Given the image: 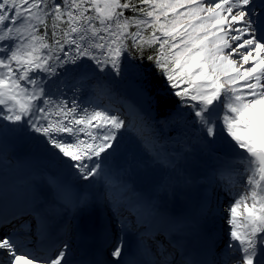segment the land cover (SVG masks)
<instances>
[{
	"label": "snow or ice",
	"instance_id": "6c2138e0",
	"mask_svg": "<svg viewBox=\"0 0 264 264\" xmlns=\"http://www.w3.org/2000/svg\"><path fill=\"white\" fill-rule=\"evenodd\" d=\"M0 264H264V0H0Z\"/></svg>",
	"mask_w": 264,
	"mask_h": 264
},
{
	"label": "rangeland",
	"instance_id": "374dc122",
	"mask_svg": "<svg viewBox=\"0 0 264 264\" xmlns=\"http://www.w3.org/2000/svg\"><path fill=\"white\" fill-rule=\"evenodd\" d=\"M124 85L125 82L121 83L120 85H118V89L121 92V94L124 95ZM131 119V118H130ZM145 143H147V138ZM125 144L133 151L136 152V156L137 158H142L144 156V151H143V147L135 140L134 137L129 136L125 138ZM204 170V172L206 171V168L204 165H199L197 169H193L192 173L193 174H204L201 173ZM134 175V173L132 174ZM131 175V176H132ZM138 179H135L133 182L135 183L136 187H138L139 185H142L144 183V181L141 180L140 176L137 177ZM201 184H198V186H200ZM205 185V184H204ZM216 196H217V201L220 204V202L223 200V198L226 196L224 193H222L221 191H219L218 189H216L215 191ZM175 197H169L165 194H161V199L165 202V203H169L171 202Z\"/></svg>",
	"mask_w": 264,
	"mask_h": 264
},
{
	"label": "bare ground",
	"instance_id": "6f19581e",
	"mask_svg": "<svg viewBox=\"0 0 264 264\" xmlns=\"http://www.w3.org/2000/svg\"><path fill=\"white\" fill-rule=\"evenodd\" d=\"M206 173V171L204 172V174ZM13 174L12 173H10L9 174V178H11V176H12ZM198 189H200V191L201 192H203V190H204V187L202 186V185H200L199 187H198ZM193 191L194 190H191V191H189V192H186V194H184V200H183V206L185 207V209H181L183 212H185L187 209L186 208H188V206H189V202L192 200V198H193V196H194V193H193ZM224 193V192H223ZM225 194V193H224ZM226 195V194H225ZM228 200H229V198L227 197V196H225L224 198H223V200L221 201V204H227L228 203ZM213 207V206H212ZM177 211H179V214L180 213H183V212H181L179 209H177ZM92 213H94V212H92ZM213 222L215 223V224H218V222H217V217L213 220ZM225 239H226V237H225Z\"/></svg>",
	"mask_w": 264,
	"mask_h": 264
},
{
	"label": "water",
	"instance_id": "95a60500",
	"mask_svg": "<svg viewBox=\"0 0 264 264\" xmlns=\"http://www.w3.org/2000/svg\"><path fill=\"white\" fill-rule=\"evenodd\" d=\"M125 95H127L129 97H133L134 96L133 88H132L131 83L129 81H126Z\"/></svg>",
	"mask_w": 264,
	"mask_h": 264
},
{
	"label": "trees",
	"instance_id": "16d2710c",
	"mask_svg": "<svg viewBox=\"0 0 264 264\" xmlns=\"http://www.w3.org/2000/svg\"><path fill=\"white\" fill-rule=\"evenodd\" d=\"M137 63H138V61H137ZM145 67H147V64H145ZM152 84H153V87L155 88L156 86H158V85L160 84V81H158V80H156L155 78H153V79H152ZM169 107H171V106L169 105ZM160 114H161V115L164 114L163 109H161V113H160Z\"/></svg>",
	"mask_w": 264,
	"mask_h": 264
}]
</instances>
